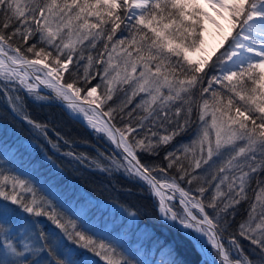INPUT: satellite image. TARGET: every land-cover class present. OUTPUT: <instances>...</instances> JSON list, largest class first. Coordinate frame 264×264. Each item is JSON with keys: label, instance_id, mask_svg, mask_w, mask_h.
<instances>
[{"label": "snow or ice", "instance_id": "snow-or-ice-1", "mask_svg": "<svg viewBox=\"0 0 264 264\" xmlns=\"http://www.w3.org/2000/svg\"><path fill=\"white\" fill-rule=\"evenodd\" d=\"M0 96L53 155L76 125L106 143L63 155L123 178L181 236L143 260L124 243L138 210L102 220L5 133L0 264H188L181 243L195 264H264V0H0Z\"/></svg>", "mask_w": 264, "mask_h": 264}, {"label": "trees", "instance_id": "trees-1", "mask_svg": "<svg viewBox=\"0 0 264 264\" xmlns=\"http://www.w3.org/2000/svg\"><path fill=\"white\" fill-rule=\"evenodd\" d=\"M92 54L95 55V52ZM92 83L94 84L96 81ZM25 99L29 113L38 120H45L52 112L59 115V109L40 108L33 105L28 97H25ZM116 99L117 97L114 96V101ZM0 117H4L0 118V136L7 133L8 143L19 148L25 158L29 154L32 159H41L44 153L52 156V159L62 171L60 181L64 191L73 194L77 198L90 199L98 204L108 206L103 208L101 213H97V215L102 216V220H110L112 217L119 220L121 218L120 205L138 210L140 213L138 227L133 226L132 230L126 234L124 243L134 250H138L143 260L151 262L168 258L164 246L173 241H180L181 236L176 231H169L155 224V213L149 199L142 198L137 189H133L132 194L125 191L127 182L123 178L110 179L94 167H88L87 162L85 165H79L76 162H70V158L63 155V152L68 150L95 155L96 152L93 146L100 150L109 149L106 143L97 141L94 136L86 134L82 128L76 125L73 126L74 130L71 135L77 143L64 146L59 153L53 155L50 146L38 139L26 122L14 121L11 116H5L3 96H0ZM118 126L120 125L118 124ZM60 127L63 132L68 131V128L63 124ZM84 140L87 143H83ZM47 168L48 162L45 161V167L41 171L46 172ZM113 185H115V188ZM102 226L101 223V228ZM180 248L188 264H195L197 256L195 252L191 251L190 246L181 243Z\"/></svg>", "mask_w": 264, "mask_h": 264}, {"label": "rangeland", "instance_id": "rangeland-1", "mask_svg": "<svg viewBox=\"0 0 264 264\" xmlns=\"http://www.w3.org/2000/svg\"><path fill=\"white\" fill-rule=\"evenodd\" d=\"M208 27H209V29L211 30L212 29V26L209 24L208 25ZM206 36H207V39H208V43H209V45H215V43H216V41L212 38V36L211 35H209V34H206ZM195 58V57H194Z\"/></svg>", "mask_w": 264, "mask_h": 264}]
</instances>
